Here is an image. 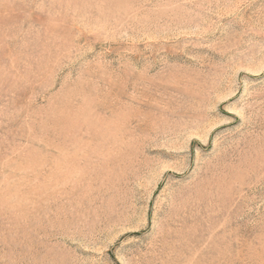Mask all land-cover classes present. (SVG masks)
I'll list each match as a JSON object with an SVG mask.
<instances>
[{"label":"rangeland","instance_id":"rangeland-1","mask_svg":"<svg viewBox=\"0 0 264 264\" xmlns=\"http://www.w3.org/2000/svg\"><path fill=\"white\" fill-rule=\"evenodd\" d=\"M0 264H264V0H0Z\"/></svg>","mask_w":264,"mask_h":264}]
</instances>
